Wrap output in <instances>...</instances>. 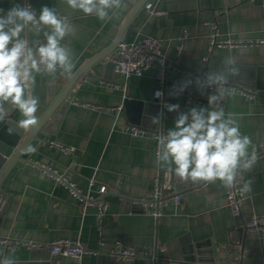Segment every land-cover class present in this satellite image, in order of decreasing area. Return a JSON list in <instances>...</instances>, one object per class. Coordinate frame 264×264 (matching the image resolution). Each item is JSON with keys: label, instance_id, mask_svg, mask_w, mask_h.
Listing matches in <instances>:
<instances>
[{"label": "crops", "instance_id": "0c3cea01", "mask_svg": "<svg viewBox=\"0 0 264 264\" xmlns=\"http://www.w3.org/2000/svg\"><path fill=\"white\" fill-rule=\"evenodd\" d=\"M24 2L0 0V8L7 10ZM154 6L160 13L144 11L127 27L122 40L151 36L161 41L167 82H173L165 104H179L181 112L206 107L207 94L198 89L192 92L188 87L179 96L170 95L174 86L195 78L194 72L181 77L177 65L214 71L228 57L239 70L230 83L260 94L251 99L240 89L231 88L223 107L226 114H234L241 133L251 137L258 155L253 168L242 173L243 181L252 180V191L241 199V216L246 220L264 215V42H256L264 41V0H155ZM132 7L133 3L125 0L117 15L102 22L70 9L65 0H57V13L67 17L74 28L63 42L74 53L72 76L112 44ZM214 33L218 42L242 44L211 48ZM30 39L37 38L30 35ZM156 71L155 64L143 75L126 79L114 67H102L99 73L88 69L77 81L59 123L50 120L51 132L39 133L32 140L29 145L36 148L35 153L24 152L25 160L13 167L2 184L7 198L0 208V259L10 256L17 264H227L237 255L239 264H264V236L238 229L226 201V189L219 181L189 186L177 194L178 201L171 197L161 204L160 218L153 214L155 180L160 177L162 185L168 187L170 179L165 183L164 171L156 162L155 139L133 135L129 129L135 124L129 122L124 103L126 99L149 103L145 110L149 127H142L157 131L151 120L159 113H163L159 129L167 132L173 127L178 113L168 112L165 104L162 109L155 105ZM72 76H37L34 95L40 100L38 118ZM5 107L9 115L14 113L21 119L12 105ZM60 146L75 147L76 151L66 152ZM62 179L94 203L85 205ZM110 191L121 196L108 195ZM104 195L109 198L104 200L107 212L101 220L98 203ZM6 239L14 242L9 244ZM59 239L78 241L89 252L79 262L53 255L49 245ZM117 240L147 256L134 260L114 257L110 251ZM23 241L42 247H30ZM190 243L202 244L201 254H195L194 259L186 252ZM102 252L105 257H100Z\"/></svg>", "mask_w": 264, "mask_h": 264}, {"label": "clouds", "instance_id": "9594fccd", "mask_svg": "<svg viewBox=\"0 0 264 264\" xmlns=\"http://www.w3.org/2000/svg\"><path fill=\"white\" fill-rule=\"evenodd\" d=\"M65 2L70 9L102 22L111 20L125 4V0ZM73 31L69 19L61 18L55 8L42 6L37 12L27 2L14 3L7 10L0 8V122L8 118L5 105L10 104L21 116L16 129L37 125L40 100L34 95L36 78L55 77L57 73L72 76L74 53L63 42ZM30 35L37 39H30ZM238 71L234 59L228 57L217 70L174 86L170 95L179 96L194 83L202 95L207 94L208 105L191 107L186 112L180 111L179 104L164 105L168 112L178 113L174 126L158 136L155 159L166 175H174L181 182L219 181L227 190L235 188L242 195L251 193L252 180L241 181L242 173L250 171L256 162V150L251 137L241 133L234 114H226L223 107L225 98L232 94L230 80ZM162 95L156 93L157 97ZM162 115L151 120L157 129L162 125ZM23 150L32 154L36 148L26 145ZM0 264H17V260L5 256Z\"/></svg>", "mask_w": 264, "mask_h": 264}, {"label": "built area", "instance_id": "2783aa9c", "mask_svg": "<svg viewBox=\"0 0 264 264\" xmlns=\"http://www.w3.org/2000/svg\"><path fill=\"white\" fill-rule=\"evenodd\" d=\"M155 0H148L145 3V8L151 14H158L160 11L155 8L154 6ZM257 43L264 42L263 40L256 41ZM252 43V42H251ZM235 45V44H242L241 42H234V41H217L216 33H214L211 37V48L214 45ZM117 58L115 61V70L120 75L124 76L128 79L130 76H141L143 75L144 71L151 67L152 65H157L156 77L158 80V87L154 92L155 102L164 105L169 96V88L167 84V65L163 60L162 56V43L158 39L151 37V36H141L138 39L127 42L122 40L117 45ZM229 87L232 89H240L244 95L251 99H255L258 94L252 89L242 87L236 83H230ZM192 92L196 91V86L193 83L190 86ZM162 92V97H157V92ZM264 96V95H263ZM133 135H146L152 137L156 141V148L158 142V136L160 133L166 134V132L158 129L157 131H151L145 127L131 125L129 127ZM53 143V142H52ZM66 152H75V147H66L60 146ZM49 173L54 174L49 171ZM65 183L69 185L71 193L80 199L85 205L94 203V200L90 197H85L82 194V191L78 189L73 183L68 182L66 179H62ZM243 182V178L241 183ZM243 195L240 194L235 188L232 190L226 189V201L228 206L231 208L233 214L237 217L241 215V199ZM171 198V197H170ZM170 198L163 191V186L161 182V178L157 177L155 180L154 188L152 191V212L153 214L160 218L161 216V204L168 201ZM175 201L179 200V195H175L172 197ZM107 212V203L103 200L98 203V215L99 218L102 220L104 215ZM244 226L247 227L248 230L258 231L264 236V215H255L250 219H243ZM6 242L11 244L14 241L10 239H6ZM24 245L30 247H42V244L35 243L32 241H23ZM50 250L53 255H63L75 258L78 262L81 260L83 255L89 250L83 247L78 241H71L69 239H59L54 241L50 245ZM94 253H98L97 251H93ZM110 254L114 257H118L121 259L126 260H134L141 257H146L147 253L137 251L136 249H132L123 245L121 241H115L113 243V247L110 251ZM152 259H156V255H151ZM238 257H235L230 260L227 264H239L237 261ZM172 264H182L180 261H175Z\"/></svg>", "mask_w": 264, "mask_h": 264}, {"label": "water", "instance_id": "95a60500", "mask_svg": "<svg viewBox=\"0 0 264 264\" xmlns=\"http://www.w3.org/2000/svg\"><path fill=\"white\" fill-rule=\"evenodd\" d=\"M130 1L133 3V7L127 14L115 40L109 47L94 55L74 73V75L70 78L66 86L60 91V93L55 97V99L50 103V105L40 116L37 125L33 126L31 129H16V122L19 119L15 117L14 113L10 114L4 122H0V208L7 198V195L2 190V184L9 175L10 171L13 169V167L19 161L25 160L23 158L24 147L26 145H29L33 139L37 138L39 133L47 135L49 132H51L48 125L50 123V120H54V122L57 124L59 123L62 116V111L69 104L70 99L73 97V87L75 86L77 81L83 76V74H85L88 69H92L97 73H99V70L102 67H114L115 69L114 60L117 58V55L113 54L114 49L117 47L118 43L122 41L127 27L132 26L133 22L137 19V17L140 16L144 11H147V9L145 8V3L148 0ZM26 2L31 4L32 7L36 9L37 12H39L42 6H48L50 8L56 9L57 0H26ZM177 67L182 71L181 77H189V72H194V77H196L197 75H202L204 72H206L202 69L187 68L179 65H177ZM167 84L168 88L171 89V84H173V82L171 83L170 81L167 82ZM155 105L157 107H160L161 109L163 107L158 103H156ZM124 106L127 111L129 122L137 126L149 127V125L146 124L145 118V110L146 107L149 106V103L133 99H126ZM9 129H13V131L10 132ZM50 172L53 173V171ZM163 179L165 183L168 182L170 179L168 187L162 185L163 191L167 194L168 198L177 195L179 192L185 190L189 186L194 187L203 184V182H180V180L174 175H166L165 172L163 174ZM108 195H114L117 198L121 196L114 191L108 192ZM108 195H104L102 199L107 200L109 198ZM122 198H124V200H130V198L128 197ZM236 218L238 229L244 232L248 231L247 227L243 224L242 216L239 215ZM201 246L202 244L193 245L192 243H190L186 252L192 254L193 257L191 258L194 259L195 254H201ZM99 255L100 257L106 256V254H104L103 252Z\"/></svg>", "mask_w": 264, "mask_h": 264}]
</instances>
